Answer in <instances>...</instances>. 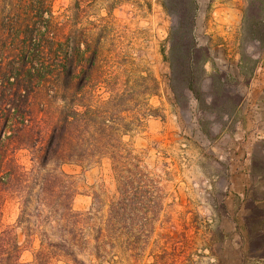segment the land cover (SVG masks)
I'll return each mask as SVG.
<instances>
[{"label":"rangeland","instance_id":"374dc122","mask_svg":"<svg viewBox=\"0 0 264 264\" xmlns=\"http://www.w3.org/2000/svg\"><path fill=\"white\" fill-rule=\"evenodd\" d=\"M76 1L80 7L76 12L92 20L96 34L105 37L103 65L106 70V64L112 67V77L123 82L147 77L156 93L148 98L156 116L145 120L132 142L160 182L162 206L154 214L147 211L148 205L141 213L131 212L126 235L116 229L108 232L104 230L108 205L116 198L109 160L90 166L66 163L61 170L67 175L65 186L73 194L77 213L67 223L59 219L60 211L46 216L49 209L37 205L42 195L22 191L20 196H3L1 223L13 228L22 261H31L41 242L45 247L47 241L64 237L74 255L55 252L57 260L51 264H264V247L249 249L248 234L235 212L239 203L235 200L231 207L221 186V155L212 152L235 129L239 117L234 112L245 104L244 95L264 94V43L250 39L253 26L247 18L251 9L256 10L264 32V0H197L195 36L208 48L209 58L203 68H197L203 95L200 102L189 100L190 109H181L185 99L179 96L176 101L169 87L170 68L162 53H167L171 20L161 0H52L54 15L71 13ZM211 79L218 87L214 96L208 93ZM138 85L131 107L142 114L143 83ZM222 85L225 92L219 89ZM256 150L258 163H264V145ZM17 155L29 167L27 153ZM58 198L61 201L65 195ZM24 201L31 203L19 221V202ZM256 228L264 233V223ZM99 230L108 237L101 240L100 236L97 242Z\"/></svg>","mask_w":264,"mask_h":264},{"label":"trees","instance_id":"16d2710c","mask_svg":"<svg viewBox=\"0 0 264 264\" xmlns=\"http://www.w3.org/2000/svg\"><path fill=\"white\" fill-rule=\"evenodd\" d=\"M51 2L0 0V264H51L57 260L55 252L74 255L61 237L47 241L45 247L41 242L32 260L24 262L13 228H4L1 223L3 196H20L22 191L44 196L37 205L49 209L48 218L59 211L64 223L73 218L77 214L72 207L73 194L65 186L67 175L61 170L66 163L90 166L109 160L116 198L108 205L104 224L108 232L116 229L126 235L131 212L141 213L148 205L150 214L157 213L163 201L157 176L144 165L132 142L145 120L156 116L148 103L156 94L149 79L138 75L123 82L112 77V67L106 64V70L103 65L105 37L96 34L92 20L76 12L79 3H74L71 13L55 16ZM161 6L171 20L167 53H162L170 68L169 87L176 101L179 96L185 99L181 109H190L189 100L200 102L203 95V79L198 77L197 68H203L209 58L208 48L195 36L198 3L161 0ZM256 14L251 9L247 16L253 26L249 36L264 43L263 27L258 22L262 18ZM139 81L143 83L142 114L131 107ZM210 85L208 93L213 95L217 86L212 79ZM219 89L225 92L224 85ZM217 103L214 97L213 105ZM19 152L27 153L29 167L21 164ZM60 194L65 199L59 201ZM30 203L19 202V221ZM246 208L251 210L243 217L249 249L253 245L260 250L264 233L256 227L262 216L252 201ZM155 218L153 215L152 221ZM100 236L101 240L108 237L99 230L97 242Z\"/></svg>","mask_w":264,"mask_h":264},{"label":"crops","instance_id":"0c3cea01","mask_svg":"<svg viewBox=\"0 0 264 264\" xmlns=\"http://www.w3.org/2000/svg\"><path fill=\"white\" fill-rule=\"evenodd\" d=\"M243 100L245 104H239L234 112L239 117L235 119V129L225 134L221 146L213 148L212 152L221 155L218 159L224 176L221 186L223 184L231 207L235 206V200L238 201L235 212L239 214L242 225L243 217L251 212L246 208L250 201L262 216L263 224L264 163H258L256 149L264 145V94L251 91L244 95Z\"/></svg>","mask_w":264,"mask_h":264}]
</instances>
